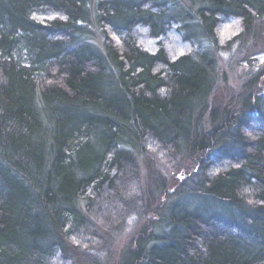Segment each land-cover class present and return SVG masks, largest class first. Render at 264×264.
Wrapping results in <instances>:
<instances>
[{
	"label": "trees",
	"instance_id": "16d2710c",
	"mask_svg": "<svg viewBox=\"0 0 264 264\" xmlns=\"http://www.w3.org/2000/svg\"><path fill=\"white\" fill-rule=\"evenodd\" d=\"M112 200L119 264H264V0H0V264L69 262Z\"/></svg>",
	"mask_w": 264,
	"mask_h": 264
},
{
	"label": "rangeland",
	"instance_id": "374dc122",
	"mask_svg": "<svg viewBox=\"0 0 264 264\" xmlns=\"http://www.w3.org/2000/svg\"><path fill=\"white\" fill-rule=\"evenodd\" d=\"M227 24L232 28L231 32L225 29L221 30V40L234 35L238 30L237 24L234 21L231 20L227 22ZM170 38L171 39L167 42L169 52L177 51V53H180L182 50L186 49V46L180 43L176 37L171 36ZM138 41L140 45L145 48H151L153 44L146 38L144 33L138 35ZM235 59L236 58L232 55L224 58L223 56L219 57L220 70L225 78L223 81H221L222 78L220 79L219 83L221 84L217 88L218 91H216L215 95L212 97L213 101L218 105L225 104L229 95L238 92L244 80V73L247 68L239 67L238 64L236 65ZM153 160L155 159L153 158ZM175 163L166 165V161H158L157 159L152 165L162 174L166 173L167 176L169 175L173 180L174 178L177 180V178L180 179V177H178L179 170L177 168L180 165L179 163ZM139 170L140 176L138 182L131 183L126 188L125 193L130 197H136L138 192L143 193L146 189V178L149 177L150 171L145 162H141L138 171ZM120 206L121 204L118 200H112L107 213L102 215L93 214L92 224L95 226V229L90 233V235L92 234L91 238L87 240V238L83 237L80 242H75L73 245L69 246L66 254V259H68L69 262L65 260L56 264H119L122 251L129 246L130 241L140 231L144 220L142 215L129 212L121 225H113L114 222L110 216L114 211H117ZM113 214L115 216V213Z\"/></svg>",
	"mask_w": 264,
	"mask_h": 264
}]
</instances>
